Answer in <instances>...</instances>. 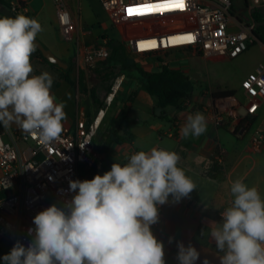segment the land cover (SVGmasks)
Segmentation results:
<instances>
[{
  "label": "clouds",
  "instance_id": "1",
  "mask_svg": "<svg viewBox=\"0 0 264 264\" xmlns=\"http://www.w3.org/2000/svg\"><path fill=\"white\" fill-rule=\"evenodd\" d=\"M42 31L35 18L0 16V124L14 123L49 146L62 139L67 114L51 92L54 77L47 71L32 75L30 57ZM205 131L200 112L189 114L180 129L182 138ZM179 160L176 152L153 147L91 180H69L71 198L38 212L28 246L17 241L3 264H166L164 244L151 226L170 197L180 202L196 189ZM229 195L221 222L210 221L201 236L215 241L220 264H264V197L243 179L230 183ZM177 248L178 264L200 257L191 244L178 242Z\"/></svg>",
  "mask_w": 264,
  "mask_h": 264
},
{
  "label": "crops",
  "instance_id": "2",
  "mask_svg": "<svg viewBox=\"0 0 264 264\" xmlns=\"http://www.w3.org/2000/svg\"><path fill=\"white\" fill-rule=\"evenodd\" d=\"M24 4L32 18L42 25L43 31L38 38L61 61L71 68L70 79L51 67L43 59L32 53L30 62L33 66L32 75L45 71L54 77L51 88L57 102H63L67 119L63 128L74 131L79 120L93 122L101 109L105 115L100 116L101 122L94 138V147L101 155V162L93 167L80 166L78 176L81 180H91L95 175H103L110 171L111 165L126 163L128 157L136 151H149L153 147L176 152L180 156L178 167L196 184L190 196L180 202L169 198V203L159 207V221L151 226L156 238L163 242L165 262L173 252H178L177 243L186 247L191 244L198 252L203 248L216 252L215 241L202 237V230H207L210 221L221 222L220 213L229 206L230 183L243 179L249 187H256L264 196V148L256 151L252 146V137L259 131H264V103L252 117V125L235 136L234 131L216 126L213 113L214 102L220 93L230 92L245 108L250 104L247 94L242 88L243 81L256 73L260 66L264 67V44L257 42L259 54L258 64L242 77L241 84L236 87L228 85L223 69L218 60L227 58H206L196 51L178 49L170 52V62L157 64L180 70L188 75L196 84L191 100L183 109L174 108L171 111L162 109V115H156L158 101L151 96L146 88L145 80L136 68H130L114 78L97 79L91 74L84 63L83 55L88 48L105 43L98 36H91L89 25L85 23L84 15L90 10L87 0H62L70 10L75 22V41L67 43L63 40L58 23L57 0H5ZM2 16V14H0ZM244 54V53H243ZM242 54V55H243ZM240 55V56H242ZM239 56V57H240ZM238 58V57H237ZM144 69L147 70L145 67ZM130 71V72H129ZM80 73L85 83V91L79 85ZM122 78L119 90L110 106L105 99L110 92L115 79ZM95 92L96 99L91 95ZM202 113L206 118V131L198 137L182 138L180 129L189 114ZM8 132L22 131L16 124L3 126ZM124 129V134L120 132ZM124 136L126 133L135 136L132 142L117 143L114 135ZM22 149L28 155L27 146ZM222 154L224 166H221L216 156ZM170 238L171 242H170ZM216 264H220L218 260Z\"/></svg>",
  "mask_w": 264,
  "mask_h": 264
},
{
  "label": "built area",
  "instance_id": "3",
  "mask_svg": "<svg viewBox=\"0 0 264 264\" xmlns=\"http://www.w3.org/2000/svg\"><path fill=\"white\" fill-rule=\"evenodd\" d=\"M99 1L118 25L187 14L195 16L192 28L129 40L128 49L134 54L188 49L206 58L235 59L247 52L255 41V21H241L237 15H232L234 0ZM250 2L252 7H264V0ZM130 8L133 10L131 15ZM10 9L15 15L32 17L24 4L12 2ZM57 12L63 40L73 43L75 22L62 0H57ZM150 41H155L156 46H143ZM109 55L105 41L102 45L88 48L83 55V63L87 69H95ZM121 82L122 78L115 79L105 99L107 106L113 102ZM242 88L250 100L246 108L231 95L215 99L213 119L216 126L235 132L241 123L256 114L260 104L264 103V67L260 66L256 73L248 76ZM243 109H246V115H242ZM101 115L103 118L105 109L100 110L93 122L81 119L74 131L64 129L62 139L49 146L41 145L27 133L7 132L0 124V240H6L11 248L17 241L27 247L32 240L28 230L35 227L32 222L34 216L54 203L63 207L65 200L72 195L68 192L69 180H81L79 167H93L101 162V155L94 147ZM251 141L253 148L261 151L264 148V131L257 132ZM22 145L27 146L29 156H26ZM216 160L224 166L222 154L217 155Z\"/></svg>",
  "mask_w": 264,
  "mask_h": 264
},
{
  "label": "rangeland",
  "instance_id": "4",
  "mask_svg": "<svg viewBox=\"0 0 264 264\" xmlns=\"http://www.w3.org/2000/svg\"><path fill=\"white\" fill-rule=\"evenodd\" d=\"M86 3L90 7V10L85 13L84 18L85 23L89 25L88 29L91 31V36L96 37L99 35V40L105 39L107 41V47H109V42L112 40L119 41L121 45H123L121 51L122 58L119 61L113 65H109L106 60L105 63H101L95 69H88L91 71V74L96 75L93 77L99 80L107 75L109 78H114L130 68H136V66L145 67L147 70H153V67L157 64L170 62L172 60L170 54L147 57L134 54L128 49L127 44L129 40L140 36L160 35L163 33L185 30L195 26V16L192 14L118 25L113 16L103 9L99 0H87ZM233 3L235 9L243 15L245 21L254 20L252 14L255 11H259L262 15L264 25V7H252L250 0H248V8H246L244 0H234ZM257 49L258 48L254 46L238 58L218 60V65L223 69V75L229 86L234 88L238 83L241 84L242 77L258 64L259 54ZM172 109L174 108L169 107L167 111H171ZM262 197L264 196L262 195ZM10 250V244L6 240H0V251L2 254L6 255ZM199 253L200 257L195 264H203L205 259L209 261V264H216L219 260L216 252L212 249L203 248Z\"/></svg>",
  "mask_w": 264,
  "mask_h": 264
},
{
  "label": "trees",
  "instance_id": "5",
  "mask_svg": "<svg viewBox=\"0 0 264 264\" xmlns=\"http://www.w3.org/2000/svg\"><path fill=\"white\" fill-rule=\"evenodd\" d=\"M244 1L246 8H248V0H244ZM0 3L10 7V5L5 0H0ZM231 14L237 15L239 20L241 21L244 20L243 15H241L240 12L235 9L234 6L231 9ZM252 17L256 23V27L253 30V36L255 38L253 45H255L257 42H261L264 44V25H263L262 15L259 13V11H255L252 14ZM115 42L116 40H112L109 42V48L111 50L110 55L107 59L108 62L107 64L109 65H113L122 58L121 51L123 45H121L120 47H114L113 44ZM34 54L40 57L41 59H43L51 67L64 73L66 75V81L70 84L72 83V80L70 79L71 68L69 70H64L59 68L57 65L50 63L46 58H44L42 52L38 49L35 51ZM160 54L169 55L170 52L158 51L153 53H144L141 55L143 57H147V56H155ZM136 69L140 73L141 77L145 80L146 88L149 94L157 99L158 106L160 108L167 109L169 107H173L177 109H183L185 105L191 100L196 84L188 75H186L182 71L172 69L168 66H160L157 71H150V70L146 71L143 67L140 66H136ZM104 78L107 79L109 78V76L107 75ZM79 85L81 90L85 91V83L83 81V77L81 73H80ZM91 95L93 96L94 99H96V95L93 90L91 91ZM219 95L226 96V95H232V93L225 92V93H220ZM181 100H183V102L180 104ZM252 123H253L252 117L248 118L246 121L241 123L238 130L235 131L233 134L235 136H238L241 130L244 129L246 131L252 125ZM114 139L117 143L121 144L124 142H132L135 139V136L129 133H126L124 136H120L118 133H116L114 135ZM3 256L4 254L0 253V264H3V260H2ZM176 256H177V252H173L167 259L166 264H178Z\"/></svg>",
  "mask_w": 264,
  "mask_h": 264
},
{
  "label": "water",
  "instance_id": "6",
  "mask_svg": "<svg viewBox=\"0 0 264 264\" xmlns=\"http://www.w3.org/2000/svg\"><path fill=\"white\" fill-rule=\"evenodd\" d=\"M0 14L6 16V17H11L14 18L16 15L11 11L10 7L7 5H3L2 3H0ZM36 45H37V49L40 50L44 56V58H46L50 63L57 65L59 68L67 70L68 69V65L66 63H64L63 61H61L58 57H56L54 55V53L49 49V47L42 42L38 37L36 38ZM114 47H120L121 43L119 41H116L113 44ZM183 102V100H181L180 104ZM242 115H246L247 111L246 109H243L241 111ZM156 115L157 116H161L162 115V108L157 107L156 108ZM124 134V129L120 132V135Z\"/></svg>",
  "mask_w": 264,
  "mask_h": 264
},
{
  "label": "snow or ice",
  "instance_id": "7",
  "mask_svg": "<svg viewBox=\"0 0 264 264\" xmlns=\"http://www.w3.org/2000/svg\"><path fill=\"white\" fill-rule=\"evenodd\" d=\"M128 11H129V14L130 15L133 14V10L131 8ZM137 14H142V13H139L138 12ZM187 39L191 40L192 38L191 37H188ZM143 46L155 47L156 46V43H155V41L145 42V45H143Z\"/></svg>",
  "mask_w": 264,
  "mask_h": 264
},
{
  "label": "bare ground",
  "instance_id": "8",
  "mask_svg": "<svg viewBox=\"0 0 264 264\" xmlns=\"http://www.w3.org/2000/svg\"><path fill=\"white\" fill-rule=\"evenodd\" d=\"M156 43V42H155Z\"/></svg>",
  "mask_w": 264,
  "mask_h": 264
}]
</instances>
